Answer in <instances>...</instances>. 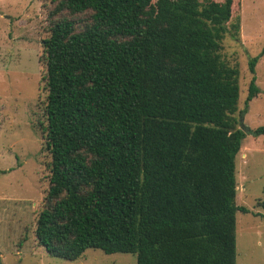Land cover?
Masks as SVG:
<instances>
[{
  "label": "trees",
  "instance_id": "1",
  "mask_svg": "<svg viewBox=\"0 0 264 264\" xmlns=\"http://www.w3.org/2000/svg\"><path fill=\"white\" fill-rule=\"evenodd\" d=\"M183 2L168 17L152 0H50L40 56L49 177L34 230L48 255L235 264V215L248 212L235 201V158L264 125L240 128L239 70L221 56L225 37L239 38L232 0ZM263 55L264 45L248 60L240 118Z\"/></svg>",
  "mask_w": 264,
  "mask_h": 264
},
{
  "label": "rangeland",
  "instance_id": "2",
  "mask_svg": "<svg viewBox=\"0 0 264 264\" xmlns=\"http://www.w3.org/2000/svg\"><path fill=\"white\" fill-rule=\"evenodd\" d=\"M152 0L154 15L178 16L183 0ZM223 1V0H215ZM50 0H0V256L2 264H136L134 253L89 248L76 260L53 257L38 245L36 219L48 189L50 155L44 150L46 90L40 61ZM239 38L226 36L221 56L239 70L237 118L244 108L250 57L264 45V0H232ZM77 18V17H76ZM259 93L242 115L243 125H264V55L255 65ZM241 127V125H240ZM237 211L235 264H264V135H245L235 158Z\"/></svg>",
  "mask_w": 264,
  "mask_h": 264
},
{
  "label": "water",
  "instance_id": "3",
  "mask_svg": "<svg viewBox=\"0 0 264 264\" xmlns=\"http://www.w3.org/2000/svg\"><path fill=\"white\" fill-rule=\"evenodd\" d=\"M240 122H241V127L240 128H242L243 130L244 129H247V127L243 125V119H242V117L240 119ZM0 264H2L1 259H0Z\"/></svg>",
  "mask_w": 264,
  "mask_h": 264
},
{
  "label": "crops",
  "instance_id": "4",
  "mask_svg": "<svg viewBox=\"0 0 264 264\" xmlns=\"http://www.w3.org/2000/svg\"><path fill=\"white\" fill-rule=\"evenodd\" d=\"M0 259H1V256H0ZM2 262V261H1Z\"/></svg>",
  "mask_w": 264,
  "mask_h": 264
}]
</instances>
